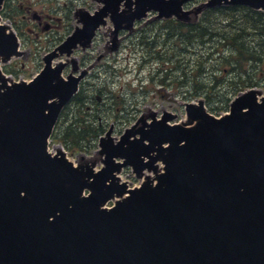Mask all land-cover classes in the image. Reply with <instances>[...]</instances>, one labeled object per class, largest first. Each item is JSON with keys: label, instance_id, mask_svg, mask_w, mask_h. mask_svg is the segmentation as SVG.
<instances>
[{"label": "water", "instance_id": "obj_1", "mask_svg": "<svg viewBox=\"0 0 264 264\" xmlns=\"http://www.w3.org/2000/svg\"><path fill=\"white\" fill-rule=\"evenodd\" d=\"M186 1L137 0L128 14L117 12L118 0L113 41L151 8L189 20ZM221 5L264 11V0H209L196 13ZM113 8L86 15L31 81H13L1 69L23 52L0 18V264H264L261 90L239 95L219 118L200 100L186 103L187 121L169 124L178 115L165 112L147 129L142 116L116 143L108 131L98 171L96 161L76 166L64 151L48 152L60 113L87 73L76 75L78 60L70 57L90 45ZM63 55L70 59L54 65ZM126 166L144 178L140 187L122 182Z\"/></svg>", "mask_w": 264, "mask_h": 264}, {"label": "flooded vegetation", "instance_id": "obj_2", "mask_svg": "<svg viewBox=\"0 0 264 264\" xmlns=\"http://www.w3.org/2000/svg\"><path fill=\"white\" fill-rule=\"evenodd\" d=\"M117 1L118 0H4L2 8L0 9L2 23L9 27V31L14 32L17 35L20 41V49L23 50L22 55L13 58L8 63H14L13 67H5L11 75L17 74L16 70L18 68L15 66H18L24 58L28 57L27 51L23 48L24 45H26L25 34L38 35V30L54 34V37L58 38L57 44L53 47L54 50L63 43L69 35L73 34L77 28L84 27L85 22L83 21V18L86 15L95 16L97 13H101L106 7H114L113 9H115L114 11L109 10L108 16L103 18L104 23L100 24L96 29L90 45L87 48L79 45V48L74 52L79 67L77 74L81 73L83 70H87V73L79 82V90L77 94L61 112L51 138V140H57L67 146V148L70 149L71 154H78L79 151L86 149V146H95L96 144L92 145L94 139L98 137L100 140V138L105 136L108 131H111L114 143H116L124 132L132 126L125 127L124 130L119 133L120 130L117 131V129L123 120L120 116L121 113L119 115L113 114L114 117H111L109 113L111 108L115 105H118V112L125 111L127 106L126 96L123 99L120 98V95L118 94L117 97L120 99L119 101L114 100L113 103L107 102V98L109 99V97L105 94V85H100L103 71L108 70V73L113 76H116L117 74V70L113 68L116 59L112 62L109 58H116L115 56L118 52L123 48H128L129 60L132 54H136V47H138L139 50H137V53H140V57L137 58V60L138 63H140L139 65L143 66L149 61L159 62V73L164 75L163 79L160 81L161 85H171L176 94V23L184 25L196 24L201 21L207 10L212 9L203 8L200 12L196 13V8L203 6V4L209 0H187L182 6L183 10L193 12L189 15L190 19L187 21L177 18L175 12L171 13L170 16H165L161 15L159 9H148L145 16L140 18L136 17L130 26L128 25L127 28H121L116 37V42H114L113 39L116 26L113 14L116 13ZM136 2L137 0H121L117 12L122 13L127 11L128 14H130V12H133L138 8L139 4H136ZM222 6L228 5L217 7ZM124 25H127V22H125ZM60 31H64V35H58ZM102 32H104L105 36L100 38ZM114 43H117L116 48L113 47ZM97 49H99L98 52L92 57L96 58L92 60L91 56L94 54V50ZM101 49L104 52H101ZM52 51L50 50L45 53L43 56L44 63V57ZM101 64L102 66L100 67ZM23 65L24 64H22V66ZM68 69H71V66L65 68V77L71 73L70 70L67 75H65V71ZM13 79L15 80V78ZM154 91L160 93V96L164 98L169 97V95L162 93V90L157 87L154 88ZM130 92L132 95L131 89ZM144 93L145 95H148L147 93L149 92L144 91ZM76 96H79L82 99L83 103L80 107L77 103L79 99L75 100ZM157 96L158 94L156 97ZM121 99L124 100V103L126 104L123 106V109L121 108ZM173 100L174 101H170L166 99L169 103L167 108L165 105H162L161 109L154 107L149 108L145 105L146 108L141 110V115L137 118L136 122L144 116V118H146V121L144 122L145 128L149 129L148 125L157 120H161L165 112L176 115V112L173 109L176 97H173ZM136 101L138 106V99H136ZM128 102L131 104L129 98ZM74 103L77 104V108L79 107V113L80 111L82 112V114L77 115V122L79 124H87L88 126L93 127L92 129L93 131H96L97 135L94 136L90 142V138H86L80 142L81 145L79 147L70 148L68 144L63 142L64 140L60 136V132L62 127L64 125L67 126L68 122L72 120L73 114H76L77 112V110H71ZM142 103L147 104L148 97H145ZM172 109L174 112L171 111ZM110 118L112 120L111 122L109 121ZM168 123L174 125L176 123V118L170 120ZM98 147L100 149L99 143ZM80 148L83 149L80 150ZM99 149L96 152L97 156L95 158L86 159L82 156L76 164L85 165L91 161H96V169L102 168L103 164L101 161L103 156L100 154ZM161 167L162 166L159 164V171L162 170ZM131 169L130 166L124 167L121 170V174L129 170L133 171V169Z\"/></svg>", "mask_w": 264, "mask_h": 264}, {"label": "rangeland", "instance_id": "obj_3", "mask_svg": "<svg viewBox=\"0 0 264 264\" xmlns=\"http://www.w3.org/2000/svg\"><path fill=\"white\" fill-rule=\"evenodd\" d=\"M220 18V17H219ZM39 34H25L26 38V45H24V50L27 51V58H24L21 63L17 67L16 70L17 74L11 75V73L6 72L8 76H11L12 79L15 78V80H31L35 75H37L41 69L44 66L43 62V56L48 51H52L55 44L58 42V38L54 37V34H49V32H42L38 30ZM58 35H64V31H60ZM105 36L104 32L101 33L100 38H103ZM57 40V41H56ZM96 49V47H95ZM211 49V46L209 44H206L204 46L197 45L196 47L192 48V53L187 54V57L185 58V65H187V69H195V67L198 66L199 61L202 59L207 60L204 63V67L207 66L209 69H214V67L217 64L220 65V59L219 58H212L211 60L208 59L210 57L209 51ZM55 50V49H54ZM53 50V51H54ZM99 49L94 50V54L91 56V59L96 55ZM137 50H139L138 47H136V54H132L130 56V59L128 60L129 55V49L123 48L120 52L116 54V58H109L112 62L116 59L113 68L117 70L116 76H113L112 74L108 73V70L103 71V76L100 80V85L104 86L106 88V96L107 102L113 103L115 101H119L120 99L117 97V94L120 95V98H123L126 96L127 98V106L125 111L118 112L117 106L115 105L111 108L109 111L111 117H114L113 114L119 115L122 117V123H120L119 128L117 129L121 131L124 130L125 127H129L130 125L135 124L137 118L141 115V110L145 109V105L147 107H154V108H162V105H165L166 108L169 105V103L166 101H174L173 97H176V101L174 104V111L178 115V118L176 119V122L180 121H186L187 119V112H186V103H198L199 100L205 101V106L207 111L212 113L215 116H221L229 112L231 102L239 95L243 94L244 92L250 90L251 88H258L263 92L264 95V73L257 75L254 72L252 73V79L246 83V85H239L235 86L234 81L237 78L234 73H227L228 71L224 72V74H220V72H217L218 80L220 79V83L215 87L216 83L213 84L211 81L212 72L208 71L205 77L200 78V85H208L210 87H198L197 89L191 88L189 83H187V86L182 83H176V94L174 88L170 86H162L160 81L163 79L164 75L159 73L160 69V63L155 61H149L147 64H144L143 66H140L138 63L137 58L140 57V53H137ZM101 52H104L101 49ZM209 54V55H208ZM78 57V55L76 54ZM74 57L73 54L70 58ZM208 57V58H207ZM68 56L63 55L58 58L54 59V62L57 63L59 61H67L70 59ZM22 64H24L22 66ZM14 63L10 64H3L2 68L6 70L5 67H13ZM102 64L100 65V67ZM248 67V65H247ZM70 68V67H68ZM259 68V66H258ZM71 69H68L65 71V75L70 71ZM214 72L217 70H213ZM191 72V71H190ZM260 72V70H259ZM235 76V77H234ZM176 79L179 82L183 81L182 74L176 71ZM193 78H189V80H192ZM97 80V79H96ZM193 84V83H192ZM214 85V86H213ZM159 88L162 90V93H165L166 95H169L168 98H164L160 96V93H157L154 91V88ZM130 89L132 90V95L130 92ZM145 92L148 95H145ZM152 91V93H151ZM158 96L156 97V95ZM145 97H148V105L145 103H142L143 99ZM131 101V104L128 102ZM209 98V99H208ZM138 99L139 104L137 106ZM222 99L225 101L222 102ZM76 103L72 105L71 110H77ZM126 105L124 103V100L121 99V108L123 109V106ZM173 109L171 111H173ZM173 111V112H174ZM79 112V111H78ZM71 113V112H70ZM111 122V118L109 119ZM99 139L96 137L93 144H96L95 146H86V149L82 150L80 148L79 153L71 154L70 149L67 148L63 143L58 142L57 140H51V150L54 152L57 148H61L62 150L66 151L68 158L73 161L75 164L79 161V159L84 156L86 159L95 158L97 156L96 152L99 149L98 147ZM84 147V146H83ZM132 170V169H131ZM122 179L124 181H128L130 183V187H136L140 185L141 180L138 179L133 171H126L122 175ZM112 202L109 204L111 205Z\"/></svg>", "mask_w": 264, "mask_h": 264}, {"label": "trees", "instance_id": "obj_4", "mask_svg": "<svg viewBox=\"0 0 264 264\" xmlns=\"http://www.w3.org/2000/svg\"><path fill=\"white\" fill-rule=\"evenodd\" d=\"M206 44L211 46L210 57L207 58L220 59V65H216L219 67L213 69L217 71L214 72L212 69L208 70L207 66L204 67L203 62L207 61L205 59L199 61L201 64H198L195 69L185 68L187 67L185 58L187 54L192 53V48ZM177 70L182 74L183 81L179 82L176 79V83L186 86L189 83L194 89L210 87L200 85L199 81L210 70L212 72L210 79L213 84L216 83L215 87L220 83L217 72L221 75L226 70L227 73H234L237 77L234 81L236 87L241 84L246 85L253 78L251 72L255 74L258 72L257 75L264 73V12L240 5L222 6L207 10L201 21L196 24L176 23ZM189 78L193 79L189 80ZM76 99H79L77 101L79 107L82 106V99L79 96H76ZM223 101L225 100L222 99ZM78 111L73 114L72 120L67 126L64 125L60 132L63 142L70 148L79 147L80 142L86 138H90V142L97 135L93 127L77 122V115L82 114Z\"/></svg>", "mask_w": 264, "mask_h": 264}]
</instances>
